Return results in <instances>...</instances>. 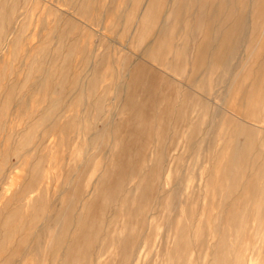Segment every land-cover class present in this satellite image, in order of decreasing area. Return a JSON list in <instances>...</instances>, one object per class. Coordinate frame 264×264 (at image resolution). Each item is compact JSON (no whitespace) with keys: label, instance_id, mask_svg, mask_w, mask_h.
<instances>
[{"label":"rangeland","instance_id":"rangeland-1","mask_svg":"<svg viewBox=\"0 0 264 264\" xmlns=\"http://www.w3.org/2000/svg\"><path fill=\"white\" fill-rule=\"evenodd\" d=\"M149 1L0 0V264H264V16Z\"/></svg>","mask_w":264,"mask_h":264},{"label":"bare ground","instance_id":"bare-ground-1","mask_svg":"<svg viewBox=\"0 0 264 264\" xmlns=\"http://www.w3.org/2000/svg\"><path fill=\"white\" fill-rule=\"evenodd\" d=\"M131 1V0H130ZM146 1V0H145ZM153 1H155V0H150L149 1V3H148V5H147V8H146V12L147 11H149V10H151L152 8H153ZM164 1V0H163ZM168 1V0H167ZM242 1V0H241ZM144 2V1H143ZM260 2V3H259ZM234 3H235V1H234ZM238 3H240V0H238ZM251 3V4H250ZM245 4H248V5H250V6H252L254 9H255V13H256V16H258V18L259 17H262V16H264V0H262V3H261V1L260 0H243V3L241 4V6H243V5H245ZM140 6V5H139ZM172 6V5H171ZM234 6V5H233ZM157 7V6H156ZM189 7V6H188ZM221 7V6H220ZM184 8V7H183ZM227 8V7H226ZM233 8V7H232ZM128 9V8H127ZM141 9V8H140ZM144 9V8H143ZM250 9V8H249ZM161 11V10H160ZM247 11V10H246ZM141 12V11H140ZM182 12V11H181ZM232 12V11H231ZM252 13H253V11H251ZM251 12H250V14H251ZM121 13V12H120ZM125 13V12H124ZM123 13V14H124ZM153 12H151V14H152ZM122 14V13H121ZM225 14H226V16H227V18L226 19H229L230 17H231V14L230 13H226V11H225ZM141 15V14H140ZM175 15V14H174ZM121 16V15H120ZM152 16V15H151ZM248 16H249V14H248ZM149 17V16H148ZM253 17V16H252ZM145 18V17H144ZM146 19H148V18H146ZM161 19V18H160ZM208 20H209V18H208ZM248 22V21H247ZM213 25H214V22H213ZM143 27V26H142ZM134 28V27H133ZM155 28H156V26L154 25V24H150V23H144V31H143V33H142V35H141V37L139 38L140 39V43L141 42H144L146 39H148L149 37H150V35H152L154 32H155ZM157 29V28H156ZM250 29V28H249ZM234 29H231V30H225V34H228L229 33V31L230 32H232V33H234V31H233ZM136 31V30H135ZM206 31V30H205ZM206 32H208V31H206ZM222 32H224V31H222ZM251 32V31H250ZM133 34H135V33H133ZM223 34V33H222ZM131 35V34H130ZM207 36V35H206ZM134 37V36H133ZM152 37V36H151ZM212 40V39H211ZM261 41V40H260ZM133 43H135V41L133 42ZM259 43V42H258ZM211 44H212V42H211ZM211 44H210V46H211ZM154 45V44H153ZM163 45H164V43H159L158 41H157V43H155V45H154V48H156L154 51H153V49H152V53H151V55L152 56H157L158 55V53H159V51L161 50V48L163 47ZM200 47H201V45H200ZM212 47V46H211ZM123 49V48H122ZM199 49V48H198ZM212 49V48H211ZM246 48H244V50H245ZM252 49V48H251ZM212 51V50H211ZM210 51V52H211ZM122 52V51H121ZM118 53H120L119 51H118ZM199 53H200V51H199ZM203 54H205V53H203ZM196 56H197V54H195ZM200 55H201V53H200ZM207 55H209V54H207ZM214 55V54H213ZM217 56H218V53L216 54ZM249 56V55H248ZM203 57V56H202ZM154 58V57H153ZM206 58V57H205ZM93 59V58H92ZM204 59V58H203ZM208 59V58H207ZM210 59V58H209ZM201 60V59H200ZM92 61V60H91ZM157 61V60H156ZM153 62V61H152ZM193 63V62H192ZM199 64V63H198ZM197 64V65H198ZM224 64V63H223ZM222 64V65H223ZM226 64V63H225ZM42 65V64H41ZM46 65V64H45ZM211 65V64H210ZM216 65V64H215ZM218 65H220V64H218ZM159 66V65H158ZM214 66V65H213ZM211 67V69H216L215 67ZM47 69V68H46ZM49 69V68H48ZM47 69V70H48ZM243 69V68H242ZM241 69V70H242ZM247 70V69H246ZM43 71V70H42ZM249 71V70H248ZM49 72V71H48ZM126 72H127V70H126ZM169 72V71H168ZM240 72V71H239ZM247 72V71H246ZM245 73V72H244ZM235 74V73H234ZM32 75V74H31ZM44 75H45V73H44ZM246 75V74H245ZM247 75H248V72H247ZM246 75V76H247ZM45 77H47V76H45ZM239 78H240V75L238 76ZM248 77V76H247ZM255 77V76H254ZM253 78V77H252ZM254 79H252V81H253ZM43 81V80H42ZM235 81V80H234ZM233 81V82H234ZM237 81V80H236ZM239 81H241V80H239ZM251 81V82H252ZM57 82V81H56ZM260 82V81H259ZM25 83V82H24ZM248 83V82H247ZM253 84H252V86H251V88H250V91H249V88H248V90H246V91H249V97H248V93H247V97H248V108H250V110L252 109V108H254L255 107V109H257V108H261L262 107V105L264 106V89L263 88H261V87H258V85H256V81H253L252 82ZM2 84V83H1ZM260 84V83H259ZM191 85V84H190ZM246 85V84H245ZM245 85H243V86H245ZM49 86V85H48ZM184 86V85H183ZM249 86V85H248ZM264 86V85H263ZM262 86V87H263ZM4 87V86H3ZM2 87V88H3ZM38 88V87H37ZM41 88V87H40ZM39 89V88H38ZM198 89V88H197ZM247 89V88H246ZM1 90V89H0ZM241 90V89H240ZM21 92V91H20ZM38 92V91H37ZM242 92V91H241ZM62 93H63V91H62ZM246 93V92H245ZM241 95V94H240ZM244 96V95H243ZM11 97H12V95H11ZM247 97H246V99H247ZM13 98V97H12ZM242 98H244V97H242ZM55 99H56V97H55ZM210 99V98H209ZM244 100V99H243ZM13 101V100H12ZM61 101V100H60ZM20 103V102H19ZM22 103V102H21ZM62 104H63V101L61 102ZM13 104V103H12ZM238 104V103H237ZM240 104V103H239ZM238 106V105H237ZM245 108H247V106L245 107ZM12 109V108H11ZM55 109V108H54ZM68 109V108H67ZM226 109V108H225ZM237 109V108H236ZM20 110V109H19ZM24 110V109H23ZM52 110V109H51ZM50 110V111H51ZM246 110V109H245ZM249 110V109H248ZM249 110V111H250ZM35 111V110H34ZM50 111H49V113H50ZM248 111V112H249ZM252 111V110H251ZM52 112V111H51ZM61 112V111H60ZM227 112V111H226ZM47 114V113H46ZM246 114V113H245ZM54 116V115H53ZM225 116V115H224ZM248 116H251L250 114L248 115ZM253 118H254V116H253ZM47 119V118H46ZM45 119V120H46ZM102 119V118H101ZM250 119V118H249ZM251 119H252V117H251ZM31 120V119H30ZM44 120V121H45ZM253 120V119H252ZM43 121V122H44ZM255 121V120H254ZM56 122V121H55ZM249 122V121H248ZM256 122H258V121H256ZM39 123V122H38ZM53 123V122H52ZM245 123H247V122H245ZM73 124V123H72ZM241 125V124H240ZM6 126V125H5ZM14 127V126H13ZM7 130V129H6ZM4 135V134H3ZM27 135V134H26ZM5 137V136H4ZM21 141V140H20ZM12 154H13V152H12ZM17 156H18V154H17ZM10 157V156H9ZM11 158V157H10ZM15 171H17V170H15ZM225 172V171H224ZM224 172H223V174H224ZM202 174V173H201ZM30 177V176H29ZM32 178V177H31ZM30 181H31V179H30ZM25 190V189H24ZM24 193V192H23ZM47 214V213H46ZM59 215V214H58ZM53 230V229H52ZM54 232V231H53ZM53 232H51V234L53 233ZM75 236V235H74ZM52 240V239H51Z\"/></svg>","mask_w":264,"mask_h":264}]
</instances>
